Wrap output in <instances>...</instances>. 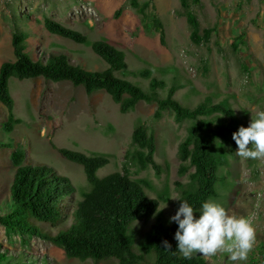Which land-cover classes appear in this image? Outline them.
Here are the masks:
<instances>
[{
    "label": "rangeland",
    "instance_id": "rangeland-1",
    "mask_svg": "<svg viewBox=\"0 0 264 264\" xmlns=\"http://www.w3.org/2000/svg\"><path fill=\"white\" fill-rule=\"evenodd\" d=\"M137 1L141 4L147 0ZM190 9L201 28L215 27L208 44L191 43L179 0H151L144 16L131 9L127 0H0V64L14 59L10 37L18 30L26 36L24 51L32 60L44 61L48 53H64L72 64L85 70L107 68L88 46L47 33L42 21L49 18L78 31L89 41L104 38L122 51L126 68L115 73L117 77L147 89L148 80L133 73L148 70L151 77L165 83V88L158 92L161 97L175 84L180 88L174 98L183 107L193 108L207 97L213 103L226 101L237 126L246 127L257 110H264V0H200L198 6L190 4ZM117 10L120 12L115 17ZM152 14L161 22L163 45L150 27ZM239 35L242 42L237 39ZM233 42L236 49L230 46ZM8 88L14 101V115L22 123L10 135L0 128V144L10 139L13 147L22 149L25 164L48 165L69 179L75 193L72 198H65V212L89 186L82 166L63 159L51 144L88 155H107L109 163L96 172L102 178L122 170L132 128L136 121L143 122L154 134V160L160 165V172L156 175L151 168L138 172L129 167V175L150 183L151 189H145L149 198L166 197V201L159 199V209L167 204L160 212L169 221L177 208L172 199L178 197L174 182L186 181L177 176V148L189 122L176 123L170 111H164L154 121L151 117L155 105L147 103L120 114L106 93L88 96L69 83L11 78ZM5 115L0 105V125ZM205 120L209 130L228 121L219 115ZM218 142L226 165L218 170V198L212 201L222 205L229 215L250 221L255 229V243L243 264H264V158L241 159L234 153L236 148L229 152V137ZM11 152L12 149L0 147V215H4L9 203ZM154 222L155 217L133 223L135 251ZM44 228L51 230L47 225ZM0 252L8 258L4 264H116L114 260L93 263L67 259L62 250L36 236L8 235L1 225ZM203 257L208 264H229L224 253Z\"/></svg>",
    "mask_w": 264,
    "mask_h": 264
},
{
    "label": "trees",
    "instance_id": "trees-1",
    "mask_svg": "<svg viewBox=\"0 0 264 264\" xmlns=\"http://www.w3.org/2000/svg\"><path fill=\"white\" fill-rule=\"evenodd\" d=\"M127 1L130 8L142 16L151 3V0L141 4L137 0ZM190 4L198 6L200 0H179L190 30L189 39L196 46L208 44L215 27L201 28ZM119 12L115 11L114 16L118 17ZM13 16L15 18L16 15ZM42 26L51 35L88 46L107 68L102 71L85 70L72 64L64 53H48L44 61L32 60L24 51L25 34L14 30L10 37L14 59L0 64V105L6 111L5 120L0 125L2 132L10 135L14 127L22 123L13 112L14 101L8 88L11 78L19 81L41 78L46 82L69 83L74 88H81L88 96L104 92L118 106L120 114L134 110L139 103L154 104L152 120L157 121L164 111H170L176 123L189 122L177 148V176L186 178L185 182H174L178 198L192 205L197 215L202 202L218 198L217 173L226 161L217 144L229 137V152H233L236 145L231 134L238 128L235 115L226 101L213 103L207 97L193 108L183 107L174 98L180 87L172 84L161 97L158 92L165 88V83L151 77L148 70L133 73L148 80L147 89L117 77L115 73L126 68L125 55L106 39L89 41L78 31L49 18L43 19ZM150 27L158 33L159 42L163 45L162 25L155 14L150 17ZM237 39L242 42V35ZM230 46L237 48L235 42ZM215 115L228 121L209 130L205 119ZM8 141L0 144V147L12 149L9 155L13 169L9 203L4 215H0V225L6 234L36 236L62 250L65 258L80 262L114 260L116 264H208L199 254L190 259L179 254L173 240L176 225L166 222L159 211V199L166 201V197L149 198L145 189H151L150 183L144 179H131L129 175V167L136 168L138 172L151 168L156 175L160 172V165L154 160V134L143 122L136 121L132 128L122 170L102 178H98L96 172L109 163L107 155H88L51 144L63 159L82 166L89 186L87 191L81 192L79 199L72 202L68 212H65L63 202L75 193L69 179L48 165L25 164L22 149L17 145L13 147L10 139ZM178 204L176 201V207ZM153 217L155 222L143 234L135 251L133 223L146 222ZM45 225L51 230L45 229ZM163 240L171 245L169 250L161 246ZM7 260V256L0 252V264Z\"/></svg>",
    "mask_w": 264,
    "mask_h": 264
},
{
    "label": "clouds",
    "instance_id": "clouds-1",
    "mask_svg": "<svg viewBox=\"0 0 264 264\" xmlns=\"http://www.w3.org/2000/svg\"><path fill=\"white\" fill-rule=\"evenodd\" d=\"M231 139L236 145L237 157L264 158V110H257L246 127L239 126L231 134ZM172 199L179 204L168 222L176 225L173 240L183 258L190 259L196 254L212 257L220 252L226 254L229 264H243L247 260L255 243V229L246 217L229 215L222 205L212 200L202 202L197 215L186 200ZM166 206L162 204L159 211ZM161 246L165 250L171 248L167 240L161 241Z\"/></svg>",
    "mask_w": 264,
    "mask_h": 264
}]
</instances>
